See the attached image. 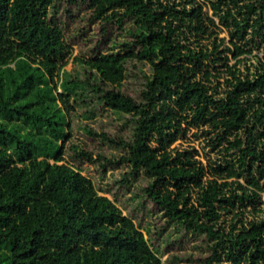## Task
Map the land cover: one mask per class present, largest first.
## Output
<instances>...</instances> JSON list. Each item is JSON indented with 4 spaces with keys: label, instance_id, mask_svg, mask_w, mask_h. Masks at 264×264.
Wrapping results in <instances>:
<instances>
[{
    "label": "trees",
    "instance_id": "1",
    "mask_svg": "<svg viewBox=\"0 0 264 264\" xmlns=\"http://www.w3.org/2000/svg\"><path fill=\"white\" fill-rule=\"evenodd\" d=\"M210 1L237 42L191 40L207 30L195 0H0V264H264V0ZM83 4L103 42L87 55L56 20ZM225 51L245 69L224 83L191 71ZM104 111L117 132L93 124ZM189 127L208 163L170 147ZM79 162L126 170L97 184ZM142 173L127 213L102 193ZM148 203L164 222L143 224ZM189 234L204 255L163 259Z\"/></svg>",
    "mask_w": 264,
    "mask_h": 264
},
{
    "label": "rangeland",
    "instance_id": "2",
    "mask_svg": "<svg viewBox=\"0 0 264 264\" xmlns=\"http://www.w3.org/2000/svg\"><path fill=\"white\" fill-rule=\"evenodd\" d=\"M177 2H185V0H176ZM197 3L202 5L203 13L205 17L204 26H207V30L205 33L200 35L201 38H199L196 35H192L190 37L191 40H196L197 38L202 41V43H209L210 39L213 38L216 35L219 38H225L226 44L230 45L231 42H237V37H234L231 33V29L228 27V25L221 22L220 16L217 14H214V5L210 0H195ZM90 14V9L87 7V5L83 4L79 7H77L70 15H67L65 12H61L57 17L56 20L63 24L65 28V34L68 37V39L72 42L74 46V53L81 52L84 55H87L90 53L94 47H100L102 49L103 42L98 43V35L95 34L99 32L101 28V24L97 21L94 23L87 22V18ZM209 17H213L215 19V23H213ZM167 18H172L168 17ZM118 29L115 28L114 32H117ZM260 52L261 55H263L262 51H258L255 49L253 53ZM252 53V54H253ZM252 54H246L244 56H252ZM225 58L222 60L224 62V65L221 64V62L216 63L219 65H215L212 62H205V64L202 66L197 62L190 63V66L192 68L191 71H196L197 76H206L207 74L210 76V79L213 82L216 83H224V79L226 74H228L229 66L232 68H236L235 66L238 65L241 69H245V65L241 62L238 63L237 57L233 55L231 51H225ZM226 63V66H225ZM69 66L71 63L68 64ZM217 66V68H215ZM204 78V77H203ZM96 126H102L104 125L106 128H108L111 131L117 132V130L121 127V123L118 120H115L114 115L109 113L108 111H104L101 115L98 116L97 120L93 123ZM185 126H188L187 123H184ZM201 128L196 127H189L187 132L184 135L179 136L171 145L170 147L174 146H188V145H194L200 152L197 156L201 158L205 163H208L209 159L204 154V150L202 148V141L206 139L205 136H202L201 138H198L195 135V132L199 131ZM123 130L128 131V127L123 128ZM201 132V131H199ZM76 134H79V136L83 137L86 141V144L88 147L93 149L103 148L104 150H112V147L110 145H107L103 143L99 138L94 137L92 135H88L85 133H82L76 130ZM81 168L84 170L83 172L87 173L91 176V178L99 184L100 178V172L98 171L97 165L91 162H79ZM120 169L126 170V167L121 168H113L109 167L107 170L106 177L101 180L107 183V181H111L113 179L112 173L115 172L119 174ZM144 175L139 176L138 180H135V184L130 186V188L126 187L125 185H122L121 187L117 188L112 185V188H114V192L117 191V195H114L110 192H102L107 195H109L111 198L117 201V203L123 207V212L127 213L128 209L125 207L124 201H127V197L133 192V191H141L140 190V184H146V180L143 179ZM131 202V201H130ZM129 203V202H128ZM152 208V209H151ZM152 210V213L150 211ZM139 216L142 219L143 224H146L147 222H154L155 224H161L165 220L160 217L159 211H157L156 207L152 203H148V205L145 207L143 211L140 212ZM138 221L137 219H135ZM145 230V229H144ZM146 235L147 232L145 231ZM204 239L203 236H198L194 234L186 235L185 237L178 238L177 241L171 243L168 245V250L163 256V259H165L170 253L177 252V253H193L197 254L198 256L201 254H205L206 251H203L200 249L196 244L200 243Z\"/></svg>",
    "mask_w": 264,
    "mask_h": 264
}]
</instances>
